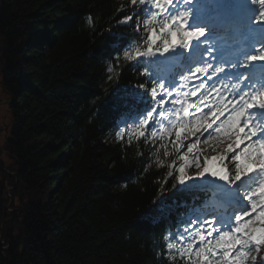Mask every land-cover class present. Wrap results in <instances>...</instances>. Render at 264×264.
Instances as JSON below:
<instances>
[{
    "label": "trees",
    "instance_id": "16d2710c",
    "mask_svg": "<svg viewBox=\"0 0 264 264\" xmlns=\"http://www.w3.org/2000/svg\"><path fill=\"white\" fill-rule=\"evenodd\" d=\"M125 1L0 0V101L20 209L3 226L0 264H168L146 214L168 201L173 180L147 146L108 136L112 93L141 82L114 54L139 18L119 21L131 15ZM14 180L0 179V218Z\"/></svg>",
    "mask_w": 264,
    "mask_h": 264
},
{
    "label": "snow or ice",
    "instance_id": "6c2138e0",
    "mask_svg": "<svg viewBox=\"0 0 264 264\" xmlns=\"http://www.w3.org/2000/svg\"><path fill=\"white\" fill-rule=\"evenodd\" d=\"M131 3L133 6L137 5V3L141 6L150 5L151 9L156 10L151 11V15L143 22L147 32V39L144 41L147 47L143 52L137 49L136 54L139 56L167 52L177 46L184 49L188 47V42L191 38L203 35V31L184 30L183 13L179 17L171 16L170 22L166 20L160 23L159 31H157L155 25L158 22V14L171 5L172 0H131ZM260 3L264 6V0H260ZM137 15H139V12H137ZM261 15L264 16V12ZM132 19V16H126L122 23L127 24ZM89 23H91V18H89ZM249 59L264 60V53L253 55ZM198 71H203V69ZM247 95L248 93L239 96L240 102L232 107L231 114L228 115L227 120L223 121L217 128L218 133H224L232 139V145L228 148L229 152H233L234 147L239 148L241 145H245L247 141L243 150L239 151L238 154L233 152L231 157L235 169V174L232 178L234 188L240 190L241 185L246 183L248 185L247 190L244 191L243 195H240L239 201L236 202L242 208L238 207L222 223L216 218L215 224L208 231V236L216 232L215 239H206V236L200 231L196 233L201 246L199 251L195 253L196 259L191 260L190 264H249V259L256 262L260 252L264 250V122L259 121L253 115L247 114V110H264V93L252 95L250 101L245 99ZM184 113L187 115L188 110L184 109ZM160 115L163 116V113H160ZM213 115L223 116L224 112L221 110ZM148 116L151 117L152 112ZM147 123V120L141 121V125ZM208 127L211 128L212 124H209ZM161 130L163 131V128ZM135 135L143 137L145 134L143 130H140ZM160 139L163 140L164 136L161 135ZM177 139L179 140V137ZM164 147L163 143L159 145V148ZM195 147V144H189L188 152L191 153ZM165 155H168L166 151ZM181 159L187 163L186 157L182 156ZM215 159L223 161L224 157L219 156L215 157ZM196 167L200 168L198 161L196 162ZM208 170L205 167L198 175L201 177ZM179 172V181L183 184L185 183L183 165L180 167ZM242 174L247 175H244L242 179ZM212 176H218L220 181L225 182L227 188L230 177L226 171H213ZM196 219L200 220L199 218ZM190 223H192V220L187 221L185 224ZM217 225L219 229H217ZM188 231V229H184L177 232L174 236L172 234V239L184 241ZM187 239L191 240L192 238L187 237ZM167 247L173 249L177 245L169 243ZM178 251L181 257L190 259L193 244L189 242L186 247L181 245ZM253 252L257 253V256H252ZM211 257L217 258L212 259ZM258 264H264V258H260Z\"/></svg>",
    "mask_w": 264,
    "mask_h": 264
},
{
    "label": "rangeland",
    "instance_id": "374dc122",
    "mask_svg": "<svg viewBox=\"0 0 264 264\" xmlns=\"http://www.w3.org/2000/svg\"><path fill=\"white\" fill-rule=\"evenodd\" d=\"M8 128H9V123H8V117H7L6 107H5L4 104H1V101H0V179L5 176V171L2 170V167H4V166H7L8 167L12 163V158L9 156L8 151L5 149V145H6V131L9 130ZM8 197H9V201L11 199V203L8 204L9 203V201H8V203L6 204V206L9 209L10 208L11 209L19 208V207L16 206V204L18 203L17 198L16 197L15 198H12V196H8ZM11 204H13L15 206H12ZM6 212L9 215H6V216L0 218V222L5 217H8L11 214H13V211L7 210V208H6ZM16 214H13V215H16ZM6 223L7 222H4L2 224V226H1V228L3 229V232L4 233H5V228H3V226ZM2 239L4 241L0 240V244L4 246L5 245V238H2ZM2 250H4V249H1V252H2V255H3L4 252Z\"/></svg>",
    "mask_w": 264,
    "mask_h": 264
},
{
    "label": "water",
    "instance_id": "95a60500",
    "mask_svg": "<svg viewBox=\"0 0 264 264\" xmlns=\"http://www.w3.org/2000/svg\"><path fill=\"white\" fill-rule=\"evenodd\" d=\"M7 141H11V138L10 137H8L7 138ZM13 176H15V178H16V181H15V184H14V186L12 187V188H15L16 187V184H17V176H18V174H17V172H14V173H11ZM6 193L8 194L9 193V189L6 191ZM11 203V199H10V201H9V203L8 204H10ZM7 220H9V219H4V220H2L1 222H0V237H1V226H2V224L5 222V221H7ZM6 241H8V240H6ZM8 245H9V241H8ZM1 248H6V247H4V246H2V245H0V249ZM5 255V254H4Z\"/></svg>",
    "mask_w": 264,
    "mask_h": 264
},
{
    "label": "bare ground",
    "instance_id": "6f19581e",
    "mask_svg": "<svg viewBox=\"0 0 264 264\" xmlns=\"http://www.w3.org/2000/svg\"><path fill=\"white\" fill-rule=\"evenodd\" d=\"M171 76H174V74L172 73ZM2 238H4L3 235L0 237V240L4 241Z\"/></svg>",
    "mask_w": 264,
    "mask_h": 264
}]
</instances>
